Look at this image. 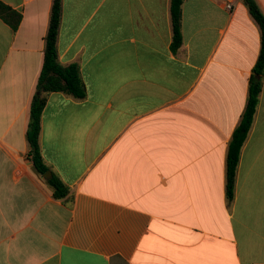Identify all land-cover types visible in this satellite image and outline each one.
<instances>
[{
    "label": "crops",
    "instance_id": "obj_1",
    "mask_svg": "<svg viewBox=\"0 0 264 264\" xmlns=\"http://www.w3.org/2000/svg\"><path fill=\"white\" fill-rule=\"evenodd\" d=\"M0 1L21 15L0 18V264H264V75L226 194L261 48L244 0H184L176 51L171 0H62L59 61L86 98L42 114L61 200L27 139L54 0Z\"/></svg>",
    "mask_w": 264,
    "mask_h": 264
},
{
    "label": "trees",
    "instance_id": "obj_2",
    "mask_svg": "<svg viewBox=\"0 0 264 264\" xmlns=\"http://www.w3.org/2000/svg\"><path fill=\"white\" fill-rule=\"evenodd\" d=\"M184 0H171V21L173 26L172 48L178 50L182 45L181 17ZM250 15L259 26L261 32V48L253 75L249 82L248 98L240 123L233 132L227 152V187L228 202L235 197L238 165L242 148L251 130L264 75V14L255 0H244ZM0 18L17 29L21 22V15L0 1ZM62 21V0H54L50 15L48 32L45 37L44 62L37 85V93L31 104L30 122L27 139L30 145V159L35 170L51 187L53 196L57 200L64 199L68 193V186L57 176L46 179L44 175L49 171L43 158L40 144L42 131V114L50 93L61 92L76 100L86 98V87L76 65L63 66L58 56V35Z\"/></svg>",
    "mask_w": 264,
    "mask_h": 264
},
{
    "label": "water",
    "instance_id": "obj_3",
    "mask_svg": "<svg viewBox=\"0 0 264 264\" xmlns=\"http://www.w3.org/2000/svg\"><path fill=\"white\" fill-rule=\"evenodd\" d=\"M51 176H52L51 171H48V172L44 175V177H45L46 179L50 178Z\"/></svg>",
    "mask_w": 264,
    "mask_h": 264
},
{
    "label": "built area",
    "instance_id": "obj_4",
    "mask_svg": "<svg viewBox=\"0 0 264 264\" xmlns=\"http://www.w3.org/2000/svg\"><path fill=\"white\" fill-rule=\"evenodd\" d=\"M231 8H232V5H231V4H229V5H228V9H231Z\"/></svg>",
    "mask_w": 264,
    "mask_h": 264
}]
</instances>
